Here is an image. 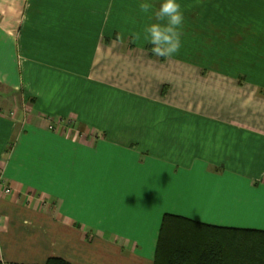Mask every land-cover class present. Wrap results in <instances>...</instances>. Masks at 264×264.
I'll return each mask as SVG.
<instances>
[{"label":"crops","instance_id":"1","mask_svg":"<svg viewBox=\"0 0 264 264\" xmlns=\"http://www.w3.org/2000/svg\"><path fill=\"white\" fill-rule=\"evenodd\" d=\"M141 2L0 0L1 264H153L165 213L264 228V0H178L171 57Z\"/></svg>","mask_w":264,"mask_h":264},{"label":"trees","instance_id":"2","mask_svg":"<svg viewBox=\"0 0 264 264\" xmlns=\"http://www.w3.org/2000/svg\"><path fill=\"white\" fill-rule=\"evenodd\" d=\"M43 264L72 263L51 256ZM153 264H264V228L217 226L165 213Z\"/></svg>","mask_w":264,"mask_h":264},{"label":"clouds","instance_id":"3","mask_svg":"<svg viewBox=\"0 0 264 264\" xmlns=\"http://www.w3.org/2000/svg\"><path fill=\"white\" fill-rule=\"evenodd\" d=\"M138 7L142 13H151L153 22L144 27L143 39L152 46L153 55L171 57L178 54L184 27V13L178 0H161L159 7L153 0H144ZM135 39H140V34Z\"/></svg>","mask_w":264,"mask_h":264},{"label":"rangeland","instance_id":"4","mask_svg":"<svg viewBox=\"0 0 264 264\" xmlns=\"http://www.w3.org/2000/svg\"><path fill=\"white\" fill-rule=\"evenodd\" d=\"M0 98H2V101L9 102V106L11 107H17L20 105L19 103V96L16 93H13L11 91L3 90L0 88ZM40 261V259H39Z\"/></svg>","mask_w":264,"mask_h":264},{"label":"built area","instance_id":"5","mask_svg":"<svg viewBox=\"0 0 264 264\" xmlns=\"http://www.w3.org/2000/svg\"><path fill=\"white\" fill-rule=\"evenodd\" d=\"M5 191H8V189H5Z\"/></svg>","mask_w":264,"mask_h":264}]
</instances>
